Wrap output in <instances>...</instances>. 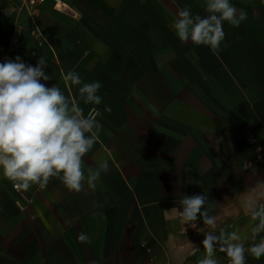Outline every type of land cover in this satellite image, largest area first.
Wrapping results in <instances>:
<instances>
[{"label":"crops","instance_id":"1","mask_svg":"<svg viewBox=\"0 0 264 264\" xmlns=\"http://www.w3.org/2000/svg\"><path fill=\"white\" fill-rule=\"evenodd\" d=\"M64 1L75 16L51 1L0 0V45L17 37L7 58L32 66L44 56L47 85L73 99L79 86L65 85L68 71L102 84V103L81 105L102 124L84 170L107 159L110 171L80 193L55 178L17 191L0 174V264H198L204 234L221 230L240 237L246 264H264L247 254L264 232L253 239L259 221L243 210L264 182V0H230L247 19L224 23L216 54L169 27L185 6L205 16V0ZM195 195L207 197L214 230L199 218L182 232L181 219L164 213ZM220 247L212 258L228 264Z\"/></svg>","mask_w":264,"mask_h":264},{"label":"clouds","instance_id":"2","mask_svg":"<svg viewBox=\"0 0 264 264\" xmlns=\"http://www.w3.org/2000/svg\"><path fill=\"white\" fill-rule=\"evenodd\" d=\"M205 16L193 15L189 6L181 8L169 27L182 43L189 41L196 46H207L214 54L225 39L224 23L239 27L247 13L238 10L230 0H205ZM35 55V53H33ZM44 56L35 66L25 63L20 56L0 62V174L9 180L17 191L27 192L32 187L43 190L50 181L59 180L68 192L80 193L85 187L95 190L102 174L110 171L107 159L99 160L85 173V157L99 140L102 124L97 119L101 113L93 108L85 114L83 105H100L99 81L84 82L76 71H68L63 80L66 86H79L78 97L73 99L58 85L49 87L53 79L44 71ZM106 112L111 108L106 107ZM205 195L184 196L176 208L164 211L178 216L185 224L202 218L205 225L216 228V217L204 209ZM243 210L258 224L252 229L253 239L264 232V182H257L247 196ZM83 244H91V237L84 232L77 236ZM236 232L230 235L220 231L204 234L202 240L206 257L198 264H218L213 259L214 246L225 253L228 264H246V249ZM255 259L264 257V236L247 248Z\"/></svg>","mask_w":264,"mask_h":264},{"label":"built area","instance_id":"3","mask_svg":"<svg viewBox=\"0 0 264 264\" xmlns=\"http://www.w3.org/2000/svg\"><path fill=\"white\" fill-rule=\"evenodd\" d=\"M46 1H51L54 5V8L62 13L68 14L70 16H75L76 12L74 11V9L67 4L64 0H25L26 4L28 7L30 8H36L39 4L44 3ZM17 37H13L12 39V43L9 47H3L0 45V62H3L8 54L11 52V50L13 49V47L17 44ZM193 226L192 224H185V223H181V231H187V230H193L198 226V222L195 221Z\"/></svg>","mask_w":264,"mask_h":264}]
</instances>
